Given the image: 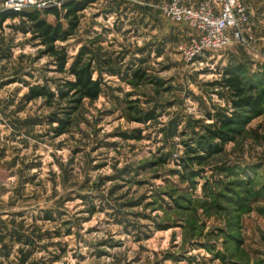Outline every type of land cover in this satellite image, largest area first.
<instances>
[{"label":"rangeland","instance_id":"rangeland-1","mask_svg":"<svg viewBox=\"0 0 264 264\" xmlns=\"http://www.w3.org/2000/svg\"><path fill=\"white\" fill-rule=\"evenodd\" d=\"M167 1L95 0L78 13L56 46L66 70L83 51L100 82L92 101L59 100L72 77L27 21L3 23L0 264H264V115L199 148L232 111L223 69L264 73V0H242L244 42L189 61L193 31L163 16ZM28 87L55 98L28 102Z\"/></svg>","mask_w":264,"mask_h":264},{"label":"trees","instance_id":"trees-1","mask_svg":"<svg viewBox=\"0 0 264 264\" xmlns=\"http://www.w3.org/2000/svg\"><path fill=\"white\" fill-rule=\"evenodd\" d=\"M94 1L71 0L64 4L61 9H27L21 12L0 10V28L7 20L20 18L27 21V32L31 34V40L38 42L39 46L43 48L41 54L52 59L57 72H67L72 77V80L63 83L62 88L64 90L61 89L62 91L60 90L57 95L59 100L67 98L72 93L79 99L92 101L101 92L100 82L92 79L90 66L83 62V51H80L66 70V49L56 46L57 42H66L74 34L78 26V13ZM48 17H52L54 22L49 23ZM62 21L65 22V27ZM134 76L138 79L142 78L140 73H135ZM220 85L230 95L232 111L229 114L217 113L216 122L219 127L208 130L206 138L201 137L199 148H202V144L209 146V143L215 140L222 143L231 140L250 121L264 115V73L248 74L244 65H230L223 69ZM54 98V94L44 87H28L26 95L28 102L43 99L51 103ZM55 122H57L55 132L58 135L64 134L68 128V122L63 120H56Z\"/></svg>","mask_w":264,"mask_h":264},{"label":"built area","instance_id":"built-area-1","mask_svg":"<svg viewBox=\"0 0 264 264\" xmlns=\"http://www.w3.org/2000/svg\"><path fill=\"white\" fill-rule=\"evenodd\" d=\"M60 7V0H0V10L15 12ZM161 13L172 21L187 23L192 29L193 34L181 47L188 61L244 42L240 28L247 22L248 14L242 0H205L198 4L169 0L162 5Z\"/></svg>","mask_w":264,"mask_h":264},{"label":"crops","instance_id":"crops-1","mask_svg":"<svg viewBox=\"0 0 264 264\" xmlns=\"http://www.w3.org/2000/svg\"><path fill=\"white\" fill-rule=\"evenodd\" d=\"M189 2L192 3V4H195V3L192 2V0H189Z\"/></svg>","mask_w":264,"mask_h":264}]
</instances>
